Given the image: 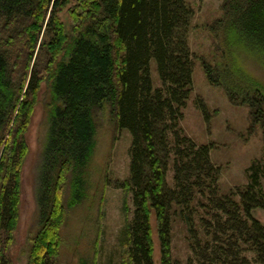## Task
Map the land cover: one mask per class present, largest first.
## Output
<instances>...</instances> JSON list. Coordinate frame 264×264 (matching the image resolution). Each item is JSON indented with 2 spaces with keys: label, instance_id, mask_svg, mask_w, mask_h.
Listing matches in <instances>:
<instances>
[{
  "label": "trees",
  "instance_id": "obj_1",
  "mask_svg": "<svg viewBox=\"0 0 264 264\" xmlns=\"http://www.w3.org/2000/svg\"><path fill=\"white\" fill-rule=\"evenodd\" d=\"M220 9L200 25L192 24L189 0H0V264H13L27 135L43 88L52 100L37 175L39 224L25 264H60L65 185L71 175L72 205L86 196L97 121L112 119L132 134L130 176L119 185L127 216L122 264H180L176 222L186 231L187 264H264V223L253 214L264 211V78L233 56L246 44L264 55V0H222ZM199 26L219 41L214 63L197 57L209 83L248 108L249 130L263 141L243 187H221L210 146L181 124L193 90L190 31ZM102 217L91 264H98Z\"/></svg>",
  "mask_w": 264,
  "mask_h": 264
},
{
  "label": "rangeland",
  "instance_id": "obj_2",
  "mask_svg": "<svg viewBox=\"0 0 264 264\" xmlns=\"http://www.w3.org/2000/svg\"><path fill=\"white\" fill-rule=\"evenodd\" d=\"M195 10L192 24L210 23L221 15L222 0H189ZM62 17L68 23L67 10ZM230 38V42L233 41ZM190 45L194 58L193 90L183 110L182 127L198 144L210 146L212 162L221 167V187L225 190L243 187L247 183L246 169L255 157L262 156L263 141L260 132H250L248 108L233 104L225 91L209 83L199 56L214 63L220 58L219 43L212 40L205 26L192 28ZM215 44V45H214ZM246 44L236 46L233 56L255 75L264 78V55ZM198 57V58H197ZM152 79L155 87L161 84L152 61ZM51 93L43 88L28 131L29 154L24 162L21 187L20 218L11 247L13 264H25L29 249V237L39 224L37 206V175L48 129ZM132 134L117 121H97L95 146L86 165L88 179L86 196L77 205L72 190V176L64 188L67 218L62 228L60 264H91L93 240L97 231V219L101 211L102 234L98 264H122L121 239L127 221L124 212L125 193L119 185L130 176L129 149ZM132 209L131 199L128 198ZM254 216L264 223V211L257 209ZM172 250L180 264H187L190 249L186 231L180 222L174 225ZM154 239L158 244L155 221ZM158 250V247H157Z\"/></svg>",
  "mask_w": 264,
  "mask_h": 264
}]
</instances>
